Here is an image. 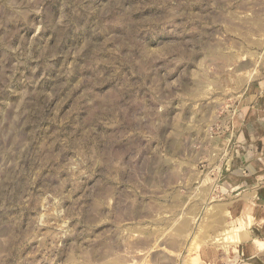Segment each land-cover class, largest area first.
Masks as SVG:
<instances>
[{
  "label": "rangeland",
  "instance_id": "1",
  "mask_svg": "<svg viewBox=\"0 0 264 264\" xmlns=\"http://www.w3.org/2000/svg\"><path fill=\"white\" fill-rule=\"evenodd\" d=\"M261 85L264 0H0V264H211L239 231L196 227Z\"/></svg>",
  "mask_w": 264,
  "mask_h": 264
},
{
  "label": "crops",
  "instance_id": "2",
  "mask_svg": "<svg viewBox=\"0 0 264 264\" xmlns=\"http://www.w3.org/2000/svg\"><path fill=\"white\" fill-rule=\"evenodd\" d=\"M247 94L257 98L222 139L219 166L212 172L218 177L212 178L216 186L208 192L205 207L206 233L198 237V227L195 232L197 240L213 242L234 227L240 239L228 251L207 242L199 255L211 264H229L231 259L237 264H264V247L258 245L264 243V87L251 88ZM241 225L245 227L240 229Z\"/></svg>",
  "mask_w": 264,
  "mask_h": 264
}]
</instances>
